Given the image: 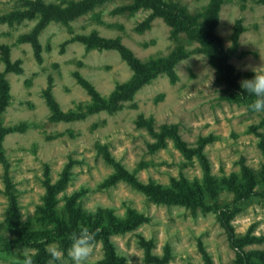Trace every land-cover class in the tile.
<instances>
[{"label":"rangeland","instance_id":"rangeland-1","mask_svg":"<svg viewBox=\"0 0 264 264\" xmlns=\"http://www.w3.org/2000/svg\"><path fill=\"white\" fill-rule=\"evenodd\" d=\"M25 1L0 0V20L29 10ZM41 1L65 8L83 0ZM162 1L197 25L180 22L177 30L155 9L109 0L66 24L50 19L37 33L36 53L20 38L34 35L38 16L0 23V86L4 81L8 86L0 114V225L8 219L10 193L22 226L30 222L29 232L53 231L39 209L48 188L66 177L53 198L63 227L71 228L75 217L78 226L94 222L100 210L119 221L129 210L148 218L110 237L124 264H239L241 252L264 257V242L242 243L246 235L264 237V112L250 108L253 97L241 87L255 71H264V0H221L215 27L219 59L187 31L201 28L213 0ZM116 42L139 62L138 70L108 48ZM148 70L156 76L146 80ZM137 83L129 99L112 102L117 87ZM58 116L62 119L55 121ZM24 125L29 127L21 129ZM167 131H175L186 152L199 148L206 167L162 138ZM105 154L146 187L168 190L184 181L197 186L207 206L236 211L232 231L220 227L213 211L156 205L124 183L106 187L114 170ZM142 241L151 242L148 256ZM13 244L14 237L3 231L0 264H14L23 252ZM50 244L58 245L46 249ZM103 258L98 242L89 264Z\"/></svg>","mask_w":264,"mask_h":264},{"label":"trees","instance_id":"trees-1","mask_svg":"<svg viewBox=\"0 0 264 264\" xmlns=\"http://www.w3.org/2000/svg\"><path fill=\"white\" fill-rule=\"evenodd\" d=\"M109 0H83L82 2L78 4H73L72 2L69 3L70 6H67L65 8L57 7L56 5H46L41 0H35V1H25L26 5L28 6L29 10L17 12L13 15L4 16L1 18L0 23H8L12 25L13 21H16V23H22L25 20H32L38 16V23L35 30V33L33 36L27 37L23 36L20 38V40L30 42L33 47L36 49V53H38V44L36 40L37 33L41 31L49 22L50 19L55 18L58 21H60L63 24L68 23V20L77 17L83 13H85L89 9H93L97 5H101L104 2H107ZM221 0H213V2L208 7V12L206 13V19L203 21V24L201 25V28H194L191 27L185 28L189 29L187 30L190 33L191 38L198 39L201 41V43L207 45L209 49V52L206 51V54H210V52H214L216 54L217 50L221 48L222 43L219 38L215 35V27L217 25V8ZM135 8H151L155 9L166 21L167 24L179 29L175 24L176 23H184V25H197L194 24L190 17L186 15L183 11L178 12L175 9H173L170 5H167L163 3L162 0H134ZM69 20V21H70ZM173 37L176 36L177 32H173ZM193 33H197V36H195ZM100 48H103L104 46L100 44ZM108 48H112L117 50L122 58L129 63L135 70L139 69V62L136 61L131 53L125 49L119 42L111 43L109 44ZM217 55V54H216ZM38 56V54H37ZM217 59L221 57V55L216 56ZM225 66V65H224ZM155 71V70H153ZM146 76H143L147 80V77L149 76L154 77L156 76L155 73H150L148 71H144ZM148 73V75H147ZM171 73V72H170ZM224 73L229 75V77L232 75L231 68L225 66ZM172 74V73H171ZM4 81V80H3ZM86 87L88 85L85 84ZM7 83L4 81L2 85L0 86V114L3 112L5 108V103L8 100V88ZM140 87V83L132 84L129 86H126L125 88L117 87V89L112 94L113 103L117 102V100H127L130 98L131 93L136 91ZM92 95H94V100L101 103V100L98 99L95 92H93L92 89L88 88ZM48 101L52 103V110L57 109V106L51 101V99L48 97ZM116 107L110 109L114 110ZM62 119V116H58L54 118L55 121H58ZM29 125L22 126L21 129L28 128ZM172 132H164L162 134V138H169L172 140L177 147V149L181 152L183 157L190 159L193 156L197 158L199 161L201 167H206L205 160L202 152L199 150H196L195 152H186L184 149V145L180 142L178 136ZM4 135V130L0 126V139H2ZM159 138V136H158ZM163 142L160 140L157 142V148H160L162 146ZM0 160L4 161V158L2 157L1 149H0ZM105 161L109 166H111L114 170L113 174L105 181L106 187H110L112 185H115L117 183H124L127 186H130L132 189L140 191L144 193L148 199L160 206H179L184 207L188 209H196L200 208V210L203 213L211 212L217 214V221L220 225V227L227 232L228 234L232 231V227L229 224L230 219L234 216L236 211L234 209H230L228 211L223 210H217L214 206H207L205 204V197L202 194L200 188L197 186H193L191 184H188L187 182H179V183H173V187L168 190H162V189H154L151 187H146L139 183L137 179L128 171H126L119 163H117L112 158H109L107 154H105ZM67 173V169L64 171V174ZM66 177H64L62 180H60L57 183L56 187L48 188L47 195L45 197V203L44 208L39 209V213H42L46 217L48 216L50 220L52 221L54 225V230L50 232H29V229H31V223L27 222V224H24L23 226L20 223V219L18 217L17 208H16V202L15 199L11 196V194H8V210L7 215L8 219L6 222V225H0V245L2 240V234L3 231L10 233L14 237V244L11 247H15L18 249H25V248H31L34 249L37 253L35 256V264H48L51 257L46 249V245L52 242H57L59 247L67 253V249L70 246V235L73 231H76L78 229V222L75 219H73V223L71 228H65L63 227L60 219L56 216L55 210H54V195L55 193L59 192L63 186L66 184ZM148 222V218L134 213V211L129 210L127 213V219L125 221H119L115 219L110 211H98L97 212V218L94 222L89 221L87 223H81V225L88 226L91 230L95 231L97 233L96 239L97 242H100L104 249V258L98 263V264H124V261L120 258H118L114 252L112 243L110 241V237L117 234H124L126 232H130L140 225ZM80 226V225H79ZM259 243L264 242L263 238H256L251 237L249 235H246V237L243 240V244H250V243ZM151 242L142 241V244L140 245L144 250L146 256H148V250ZM2 248L0 246V253L2 252ZM9 252V250H6ZM9 254V253H7ZM167 255L162 260V263L167 261ZM240 260L239 264H255V262L259 264H264V257H261L256 254H244L241 252L239 255ZM157 261V260H156Z\"/></svg>","mask_w":264,"mask_h":264},{"label":"clouds","instance_id":"clouds-1","mask_svg":"<svg viewBox=\"0 0 264 264\" xmlns=\"http://www.w3.org/2000/svg\"><path fill=\"white\" fill-rule=\"evenodd\" d=\"M241 87L253 97L250 108L254 112H264V71L256 72L254 78L241 82ZM97 233L86 225L78 226L70 235V246L65 252L57 245H48L47 251L51 257L49 264H89L95 254ZM36 251L26 248L15 259L14 264H35Z\"/></svg>","mask_w":264,"mask_h":264}]
</instances>
